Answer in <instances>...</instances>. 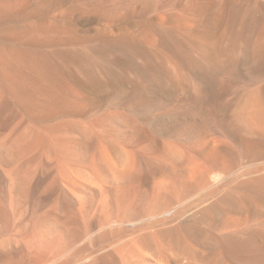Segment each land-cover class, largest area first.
<instances>
[{
	"label": "bare ground",
	"instance_id": "bare-ground-1",
	"mask_svg": "<svg viewBox=\"0 0 264 264\" xmlns=\"http://www.w3.org/2000/svg\"><path fill=\"white\" fill-rule=\"evenodd\" d=\"M0 264H264V0H0Z\"/></svg>",
	"mask_w": 264,
	"mask_h": 264
}]
</instances>
